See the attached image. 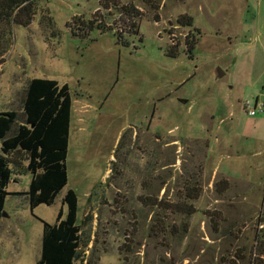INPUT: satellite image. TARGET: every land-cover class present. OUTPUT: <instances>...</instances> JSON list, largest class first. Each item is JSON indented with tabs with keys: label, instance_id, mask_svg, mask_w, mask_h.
Segmentation results:
<instances>
[{
	"label": "rangeland",
	"instance_id": "1",
	"mask_svg": "<svg viewBox=\"0 0 264 264\" xmlns=\"http://www.w3.org/2000/svg\"><path fill=\"white\" fill-rule=\"evenodd\" d=\"M252 1L120 0L141 12L139 36H127V46L111 32L72 36L77 18L104 13L97 0H36L29 26L1 25L0 113L20 112L28 81L50 80L68 86L72 121L67 185L52 205L31 208L18 195L29 189L30 174L10 181L0 264L38 261L42 222L54 224L59 211L66 216L69 189L78 223L90 218L82 225L90 236L84 260L74 264H250L262 257L264 145L217 142L208 132L211 125L231 130L240 113L253 118L246 101L249 109L264 102V50L238 27L264 23V0ZM183 14L193 27L178 24ZM113 21L120 29L125 16L117 12ZM194 28L201 33L190 54ZM175 44L173 58L167 52ZM217 69L226 74L218 78ZM221 176L229 182L223 192L215 187ZM194 185L196 212H175L170 206L187 203Z\"/></svg>",
	"mask_w": 264,
	"mask_h": 264
},
{
	"label": "trees",
	"instance_id": "2",
	"mask_svg": "<svg viewBox=\"0 0 264 264\" xmlns=\"http://www.w3.org/2000/svg\"><path fill=\"white\" fill-rule=\"evenodd\" d=\"M97 1L98 9L104 13L96 12L91 19L77 18L75 26L70 29L72 36L85 38L93 32H111L117 43L123 46L128 45L127 36H139L137 20L141 17V12L134 5H123L120 0ZM35 2L36 0H0V27L29 26L35 15ZM151 6L156 8L155 5ZM117 12L125 16V21H122L124 26L120 29H117V20L112 22V16ZM120 20L124 19L119 18L118 21ZM177 22L182 26L193 27V18L186 14L181 15ZM194 32L186 43V50L190 54L201 33L198 28H194ZM3 35L4 31H0V42ZM139 39L142 40L141 37ZM177 48L176 44L170 45L167 55L173 58L178 56ZM71 103L67 85L32 79L25 88L20 112L0 113V217L5 200L10 194L7 187L13 177L30 174L29 189L18 195L24 196L31 208L41 204L52 205L56 196L67 185V137L71 122ZM228 186L229 182L224 178L215 182V187L220 192L227 190ZM186 191L188 202H177L170 207L177 213L183 212L190 216L196 212L190 201L197 199L200 190L194 185L187 186ZM62 204L67 208L64 218L63 212L59 211L54 224L42 222L41 253L35 264H74L84 260L83 250L87 247L90 236L85 229L82 230V225H86L90 218L86 217L78 223V198L72 189L64 194ZM262 208L261 213H264V200ZM187 229L188 226L184 223L182 231L186 233ZM260 246L262 257L254 258L250 264H264V241L260 242Z\"/></svg>",
	"mask_w": 264,
	"mask_h": 264
},
{
	"label": "crops",
	"instance_id": "3",
	"mask_svg": "<svg viewBox=\"0 0 264 264\" xmlns=\"http://www.w3.org/2000/svg\"><path fill=\"white\" fill-rule=\"evenodd\" d=\"M252 2L256 3L258 5H261L260 0H253ZM238 27H239L240 32H242L243 34H247L246 40L248 38H253V40H255L253 42H255V44H257L258 47H260L261 49L264 50V23H262L260 25L255 24V26L252 28L250 26H247V25L241 23V24H238ZM231 33H233V31H231ZM225 72L226 71H224V70L217 69L216 76L218 78H221L226 74ZM254 84L255 83H252L251 86H254ZM235 86L237 87L236 83L232 82L231 85H229V88L231 90H234L233 94L239 93L238 96H235L234 102H236V104H238V105H241L240 100L237 99L240 96V92L237 91V88ZM260 87H261V89H264V85H263L262 81H260ZM228 95H231V94H228ZM257 102H258V99H257L256 103ZM81 108H82V111H80V113H81L80 120L82 119V115L84 114V107L81 106ZM215 113H216V110H214L212 112L211 120L214 119ZM255 116H252L253 118H247L246 116L242 115V113H240L239 124L230 128L231 130H229V129L222 130V129H220V127L213 129V126L211 125V129H209L208 132H210L211 135L213 137H215V140L217 142H219L220 139H231V140H234L236 142L241 141V140L242 141L243 140L244 141L249 140L250 142L254 141L257 144L264 145V118L261 116H258L255 119ZM230 119H232V117H230ZM71 121H72V115H71ZM257 136H260V137H257ZM115 145L117 146L118 144H115ZM208 148H210L209 145H208ZM67 155H68V153H67ZM221 178H224L228 181V179L224 176H221Z\"/></svg>",
	"mask_w": 264,
	"mask_h": 264
},
{
	"label": "built area",
	"instance_id": "4",
	"mask_svg": "<svg viewBox=\"0 0 264 264\" xmlns=\"http://www.w3.org/2000/svg\"><path fill=\"white\" fill-rule=\"evenodd\" d=\"M245 112L250 116H255L258 112L264 111V102H257L256 106L253 109H249V103L246 101L245 104H242Z\"/></svg>",
	"mask_w": 264,
	"mask_h": 264
},
{
	"label": "water",
	"instance_id": "5",
	"mask_svg": "<svg viewBox=\"0 0 264 264\" xmlns=\"http://www.w3.org/2000/svg\"><path fill=\"white\" fill-rule=\"evenodd\" d=\"M1 216H6L5 212L2 211Z\"/></svg>",
	"mask_w": 264,
	"mask_h": 264
},
{
	"label": "flooded vegetation",
	"instance_id": "6",
	"mask_svg": "<svg viewBox=\"0 0 264 264\" xmlns=\"http://www.w3.org/2000/svg\"><path fill=\"white\" fill-rule=\"evenodd\" d=\"M264 195V194H263Z\"/></svg>",
	"mask_w": 264,
	"mask_h": 264
}]
</instances>
